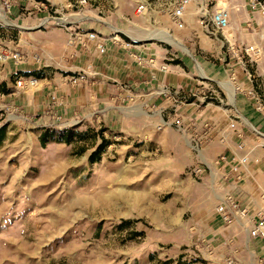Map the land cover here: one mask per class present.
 I'll return each instance as SVG.
<instances>
[{"label":"rangeland","instance_id":"1","mask_svg":"<svg viewBox=\"0 0 264 264\" xmlns=\"http://www.w3.org/2000/svg\"><path fill=\"white\" fill-rule=\"evenodd\" d=\"M9 1L7 9L0 0V53L18 51L22 62L49 60L58 72L61 66L53 61L74 60L78 44L73 34L97 30L109 37L118 32V42L151 45L161 54L160 62L177 61L195 96L209 104L211 115L237 121L246 138L264 139L237 109L241 91H247L246 72L253 73L254 90L264 95V45L258 44L257 35L261 17L246 6L233 10L230 30L207 35L199 28V9L213 11L212 0H191L182 28L170 20L175 0H86L84 5L76 0ZM163 32L189 52L168 40L147 37ZM255 46L256 53L245 52ZM82 49L98 58L94 45ZM222 82L231 84L233 103ZM17 92L0 95V264H251L248 258L239 262L219 255L208 239L191 238L187 224L192 213L181 190L189 170L176 174L178 181L163 174L174 171L169 143L181 139L178 131L166 127L147 145L138 139L129 145L103 122L66 129L43 126L39 113L32 117L21 106L32 92ZM127 111L135 118L144 114L136 107ZM67 135L72 138L69 144L61 141ZM100 145L97 159L89 161ZM177 188L180 198L175 203Z\"/></svg>","mask_w":264,"mask_h":264},{"label":"crops","instance_id":"2","mask_svg":"<svg viewBox=\"0 0 264 264\" xmlns=\"http://www.w3.org/2000/svg\"><path fill=\"white\" fill-rule=\"evenodd\" d=\"M16 2L19 3L17 0ZM226 2L231 9L230 21L234 9L242 10L246 6L236 3V0ZM257 25L259 29L260 22ZM245 26L250 27V22L247 21ZM199 28L208 35L207 29L203 26ZM229 28L232 26L229 25ZM229 28L226 31L230 30ZM260 43L262 44V42L258 44ZM105 45L107 53L103 56L96 53L98 58L95 59L82 49V45H75L72 63L53 61L61 66L58 72L49 60L38 63L0 60V95L4 94L3 91L8 94L12 91H18L17 93L30 91L32 93L26 97L30 99H26L25 105L22 103L23 100L18 102L26 107L25 112L30 116L34 117L39 113L38 122L42 120L43 126L50 124L54 126L53 117L46 115V109L51 107L53 113H58L63 119H71L73 115L82 117L78 126H87V122L95 125L97 122H103L109 131L117 130L121 133L119 138L129 145L135 139L143 145L150 143L158 132L156 125L160 121V116L166 117L174 109L178 114L195 119L199 127L207 122V129L201 131L204 130L209 140L203 144L199 152L191 147L190 136L185 135L187 137L185 138L181 134V139L171 140L169 145L172 146L174 156L170 162L174 171H165L163 174H169L177 180L176 174L185 169L189 170L185 173L186 186L181 187V190L186 194L184 198L186 210H191L192 213L187 224L192 234L191 238L208 239L215 252L229 260L245 262L248 258L251 264H264V241L248 237L250 219L254 211H264V139L246 138L244 129L239 127L241 139L244 140L246 147L243 151L237 149V143L241 139L236 132L228 129L230 120L211 115L212 109L208 107L209 104L203 105L201 99L195 96L191 88L193 86H189L188 76L183 77L186 73L179 63L173 62L172 58L170 59L172 62L168 64L160 62L161 54L157 49L153 50L151 45L134 43L124 51H121L120 45L112 40H107ZM85 47L90 50L93 45L87 43ZM131 55H137L142 59L138 62ZM88 66L90 73L87 82L76 86L67 82L68 76L87 70ZM161 66H164L165 70H162ZM248 73L249 71L246 72L247 83L244 85H247V90L255 89L257 83L248 79ZM18 78H35L39 83L37 87L21 89L15 86V80ZM160 88L176 91V97H184L186 103L174 105L171 99L157 93ZM260 93L264 94V91ZM51 95L62 100V105L51 106ZM240 99L238 111L245 115L257 135H263L264 115L254 109L253 102L242 92ZM133 107L144 110V114L141 113V116L136 118L129 115L127 110ZM133 118L136 122L133 121L130 125L125 123L126 120ZM38 119L33 122H37ZM192 152L195 156L191 154ZM244 154L247 156V162L239 165L237 173L233 172L232 166L237 162L236 159ZM220 155H224L226 160L215 164ZM199 165L205 166V171L201 175L193 174L194 168ZM238 174L240 179H236ZM224 193H230L241 206L248 209L245 217H239V221L230 225L223 224L216 213L218 198ZM173 197L175 203H178L180 198L178 188Z\"/></svg>","mask_w":264,"mask_h":264},{"label":"built area","instance_id":"3","mask_svg":"<svg viewBox=\"0 0 264 264\" xmlns=\"http://www.w3.org/2000/svg\"><path fill=\"white\" fill-rule=\"evenodd\" d=\"M215 5V9L211 12L207 11L202 7L199 9V18L198 22L201 26L207 29L208 34H212L215 31L224 32L229 28L230 25V16L231 9L228 7L226 0H212ZM76 2L80 5L86 4V0H76ZM191 0H175L173 4H171V8L169 11L170 20L176 28L183 27V18L184 11L186 7L189 5ZM6 8H10L11 1L5 0ZM247 9L252 13H258L261 17L260 20V33L259 39L264 45V0H247L246 1ZM202 10V11H201ZM119 33L113 32L109 37H104L97 30H89L85 31L83 34H74V42L80 44L82 46H86L87 43H92L95 47V51L97 54H103L106 50L105 42L107 40H112L115 43H118L120 47L124 50L129 49L135 42L129 41H119ZM258 46V45H257ZM255 47H250L246 49V53L255 52ZM12 51L3 50L0 53V60L7 61L8 59H12L16 63H20L23 60V57L18 51L13 52L12 55H9ZM256 53V52H255ZM136 61L140 62L141 57L137 55H131ZM21 60V61H20ZM151 62V61H150ZM162 70H165L164 66L160 67ZM90 73V66L87 67V70L80 71L78 73L72 74L67 77V82L72 86L80 85L87 82ZM264 75V69L261 73ZM248 79L251 81H255L256 77L253 73H248ZM38 85V80L35 78H18L15 80V86L21 89H31ZM246 98L253 102V107L257 112H260L264 115V95H260L256 90L250 89L247 91H241ZM157 93L163 95V97L171 99L174 105H181L186 103L184 97H176V91H167L165 88H160ZM51 106L62 105V101L60 99H56L54 95L50 96ZM175 107V106H174ZM52 108L46 109V115L52 116L54 121V126L58 129H66L78 126L82 117L77 115H73L71 119H63L61 115L54 112ZM244 119V118H243ZM246 121V120H245ZM56 124V125H55ZM53 125V124H50ZM165 127H172L180 134L190 136V145L196 150L200 151L203 144H205L209 140V136L204 133V130L207 129L208 123L204 122L201 127L197 125V122L193 118H189L186 115H181L176 112L174 109L170 115L160 116V121H158L156 128L157 130H161ZM240 124L235 120H230L228 124V129L233 132H236L239 139L242 138L241 130H239ZM264 136V134L262 135ZM246 147V144L243 139H241L237 143V149L243 151ZM226 160L224 155H220L215 164L222 163ZM236 163L232 166V171L237 173L239 165H243L247 162V156L244 154L236 159ZM205 167V166H204ZM203 166H197L193 170V174L201 175L205 170ZM236 179H240V174L236 176ZM216 213L223 224L230 225L233 222L239 221V217H245L248 213V209L245 206H241L239 201L233 197L230 193H224L222 196L218 198V203L216 205ZM248 237L250 239H260L264 241V211L263 210H255L252 218L250 219V225L248 228Z\"/></svg>","mask_w":264,"mask_h":264},{"label":"bare ground","instance_id":"4","mask_svg":"<svg viewBox=\"0 0 264 264\" xmlns=\"http://www.w3.org/2000/svg\"><path fill=\"white\" fill-rule=\"evenodd\" d=\"M147 37L153 38V39H159V40L160 39L168 40L169 42L173 43L175 46L180 48L183 52H189V51H187V48L176 37L169 35L167 32H163L161 34L149 33V34H147ZM196 69H197V72L201 76L205 77L201 67L198 64H196ZM222 83H223L222 84L223 88L225 89V91H227V94L229 96L230 101L233 103V98H232L233 97V88H232L231 84L229 82H222Z\"/></svg>","mask_w":264,"mask_h":264},{"label":"trees","instance_id":"5","mask_svg":"<svg viewBox=\"0 0 264 264\" xmlns=\"http://www.w3.org/2000/svg\"><path fill=\"white\" fill-rule=\"evenodd\" d=\"M3 135H4V127H1L0 128V143L2 142ZM46 137H47V135L45 133L41 134V136H40V143H41L42 146H44V144L46 143V140H47ZM61 141L66 143V144L71 143L72 142L71 135H67ZM102 145H100V147H98L97 151L92 152L90 154L89 161L93 162V161H95L97 159L96 158V154H98V152L102 149Z\"/></svg>","mask_w":264,"mask_h":264}]
</instances>
